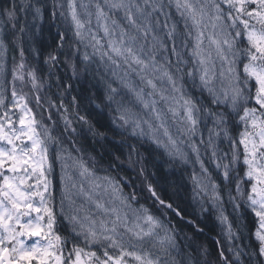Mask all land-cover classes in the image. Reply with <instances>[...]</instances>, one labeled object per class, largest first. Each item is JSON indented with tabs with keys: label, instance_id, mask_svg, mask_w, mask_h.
Listing matches in <instances>:
<instances>
[{
	"label": "snow or ice",
	"instance_id": "obj_1",
	"mask_svg": "<svg viewBox=\"0 0 264 264\" xmlns=\"http://www.w3.org/2000/svg\"><path fill=\"white\" fill-rule=\"evenodd\" d=\"M173 3L183 20L184 32L175 23L167 22L168 13L164 9ZM79 7L87 19L79 17L75 0H68L76 36L84 39L81 30L94 16L103 29L102 38L93 35L89 41L94 54H99L105 73L119 80L135 102L125 103L124 97L117 101L120 92L113 87L114 81L105 80L107 98L117 104L118 127L125 130L130 127L132 135H150L170 157L186 163L187 154L177 147L179 136L185 137L201 169V175L193 174L196 185L193 199L200 198L201 213L209 210L204 204L210 201L220 212L221 223H226L225 194L234 211L251 210L258 218L255 232L258 255L264 257V0H168L167 4L163 0H89ZM40 11L32 0H19V3L13 0L10 7L0 9V32L4 30L3 24L10 23L12 42H20L27 30L28 13L32 12L35 18ZM115 13H122V18H114ZM160 15L165 16L163 22ZM158 28L167 29L164 38L158 35ZM189 40L194 42L190 58L185 59L182 50L189 47ZM6 51L5 39L0 38V73L4 71L2 60ZM169 52L175 60L166 55ZM20 57L21 63L13 68V80L23 81L22 47ZM83 59L91 62L87 54ZM56 60L49 53L46 63L54 64ZM76 68L74 65V74ZM83 71H89L88 64ZM120 71L123 76H119ZM28 76L35 87V72H29ZM131 76L138 77L145 87L137 89L126 79ZM189 84L191 90H186ZM195 90L199 91V98ZM11 96L12 108H20L25 115L31 113L25 97L18 96L15 87ZM161 104L165 107H159ZM4 105L5 100L0 96V107ZM169 116L176 126L177 137L170 132ZM203 116L212 118L213 127L209 129L207 142L201 136L197 143L194 138ZM78 119L88 123L84 116ZM65 123L67 130L71 121L66 117ZM19 124L17 130L9 111L0 115V264H33V261L37 264H210L208 250L203 246L199 251L203 260L182 253L178 243L181 232L171 219L164 217L174 214L183 220L184 213L161 198L151 183L147 190L159 205L160 215L140 204L134 192L125 195L120 181L109 175H96L80 159L74 161L81 178L79 184L72 182L71 176H65L71 188L77 189L75 195L83 197V201L77 205L65 184L61 215L69 223L74 240L82 241L84 246L73 242L65 255L64 247L69 239L54 231L57 216L47 176L51 165L46 141L54 138L46 128L42 137L34 118L25 124L21 116ZM230 127L238 131V137L231 135ZM161 133L164 139L160 138ZM221 137L228 141V150L218 155L215 140ZM205 143L212 148L211 159L219 173L216 179L200 158L199 145ZM241 155L246 166L243 175L236 167ZM244 183L250 184V190H242ZM65 200L72 208L67 213ZM185 223L202 231L191 220ZM227 232L235 240L231 223H227ZM183 235L184 239H190L186 233ZM25 236L43 237L46 243L29 247L22 239ZM93 247L100 250V255L90 250ZM228 250L232 257L220 253L224 264H244L243 251L238 247Z\"/></svg>",
	"mask_w": 264,
	"mask_h": 264
},
{
	"label": "trees",
	"instance_id": "obj_2",
	"mask_svg": "<svg viewBox=\"0 0 264 264\" xmlns=\"http://www.w3.org/2000/svg\"><path fill=\"white\" fill-rule=\"evenodd\" d=\"M75 2L78 15L86 17V13L79 5L81 3L88 4L89 0H75ZM93 2H97V0H93ZM163 2L167 4L168 0H163ZM12 3L13 0H0V9L10 7ZM16 3H19V0H16ZM32 3L41 9L40 15L34 18L32 12L28 13L26 18L27 30L22 35L20 42H12V27L10 23L2 25L4 30L0 32V35L5 39L7 46L5 60L7 59V64L9 65L10 57L8 52L10 48L16 51V49H21L22 47L29 62L38 64L40 74L46 75L52 66L51 63H46L49 53L57 57L50 71L51 85L48 91L56 101L63 104L67 109L76 128V137L79 144L94 151L106 164V168L95 171L96 175L101 177L109 175L120 181L125 195L131 194V189L136 188L143 195L150 196L147 185L151 183L161 198L173 203L174 207L181 209L184 213L183 220L174 214H169L164 218L171 219L183 234L186 233L190 237V239H186L189 249L184 248V244H182L180 239L178 241L183 254L191 255L197 260H203L204 257L199 255L200 248L203 246L208 250L207 259L210 264H224L220 253L224 252L225 256L232 257L233 253L228 249L230 247H238L245 254L242 257L244 264H261V261H264V257L258 255L259 241L255 236V232L258 229V218L254 216L251 210L245 208L240 211H234L232 205L226 202L227 196L225 194L223 214L227 217L226 223H221L219 219L220 212L213 208L210 201L204 204V207L209 210L201 213L200 198L193 199L194 189L196 188L193 174L201 175V169L185 137L179 136L177 147L187 154L188 160L186 163L170 157L163 147L157 146L150 138V135H132L130 127L127 130L118 127L119 121L116 119L118 116L116 112L117 104L108 100L109 93L105 80L114 81L113 87H116L120 92V95L116 97L117 101L124 97L125 103L134 104L135 102L131 94L127 93V90L120 85L119 80L112 77L110 73H105L99 54H94V49L89 42L91 36L103 37V29L97 25L95 17L91 18V23L88 24L87 29L83 30L84 39L81 40L75 34L76 27L68 9V0H32ZM164 12L168 13L167 22L169 25L175 23L179 31H186L183 20L176 11L174 3L171 7H166ZM122 15V13H115L114 18L119 20ZM159 19L163 22L165 16L160 15ZM166 31L167 29L163 28L157 29L161 38H164ZM61 35L64 38L63 41L61 40ZM193 42L189 40V47L182 50L185 59L190 58ZM168 43L169 47H171V42ZM205 46H207V41H205ZM85 54L91 57V62L84 61L83 57ZM166 55L175 60V57L171 56L170 52L166 53ZM85 64H88L89 71L87 72L83 71ZM74 65L77 68L80 67L78 72L82 71V74L77 72V68L74 74ZM6 72L5 61L3 75ZM123 75L124 73L120 71L119 76ZM126 79H130L137 89L145 87L140 83L138 77L131 76ZM148 90L145 88V91ZM186 90H191L190 84ZM195 95L198 98L200 97L198 90H195ZM1 96L3 98L6 97L5 89L1 91ZM159 107L164 108L165 106L161 104ZM135 108L139 109V105H135ZM223 108L224 106L222 105L221 110ZM140 111L141 115H144L143 110ZM79 116H84L88 123L79 120ZM201 119L202 122L198 125V131L194 138L197 143L201 136L207 142L209 129L213 127L211 117L203 116ZM114 120H116L115 123ZM167 123L170 132L174 137H177L176 126L170 116L167 118ZM242 127L241 125L240 131L243 130ZM145 130L147 132L146 126ZM229 131L234 138L238 137V131L235 128L230 127ZM160 138L164 139L162 133ZM215 143L218 155L228 150V141L223 140L222 137L215 140ZM199 148L201 160L204 161V165L212 174L213 179H216L219 173L211 159L212 148L207 143L200 144ZM116 157H119V159H116ZM69 162L72 163L71 161ZM224 162L227 163V160ZM244 166L242 161H239L236 166L241 175L244 173ZM70 167L73 168V175L80 182L79 173H75L76 170L78 171L77 167L73 164ZM141 168H143V172H141ZM123 179L129 181L130 185L123 182ZM249 186L244 183L241 188L248 191L250 189ZM137 198L140 204L150 208L154 214L160 215L157 210L159 208L158 204L147 199H140L138 196ZM82 201H77V205ZM188 220L193 221L202 231H196L192 226L187 225L185 221ZM227 223L233 225L235 240L228 236ZM60 224L63 228V237L69 239V243L64 247L66 255L73 242L78 243L81 247L84 246L82 241L74 240L69 223L64 219V216L61 217ZM90 250L97 251V254L100 255L98 248L93 247ZM249 253L252 255L249 256ZM132 264H135V262H132Z\"/></svg>",
	"mask_w": 264,
	"mask_h": 264
},
{
	"label": "rangeland",
	"instance_id": "obj_3",
	"mask_svg": "<svg viewBox=\"0 0 264 264\" xmlns=\"http://www.w3.org/2000/svg\"><path fill=\"white\" fill-rule=\"evenodd\" d=\"M83 16H85V15L83 14ZM79 17L82 20L87 19L86 17H82V16H79ZM95 22H96V20H95ZM87 27H88V24H85V28L82 29L81 32L84 33L83 30H86ZM0 38H2L1 35H0ZM8 54H9V57H10L9 65L7 64V59L5 60L6 53H4L3 60H2L3 66H4L5 61H6L7 72H6L5 75H3V73H0V96H1V91H3L5 89V91L8 94L9 100L7 102H5V105L3 107H0V115H2L4 111H9V114H10V116H11L13 122H14V127L17 130L20 128L19 118L21 116H24L25 124H27L29 119L31 118L30 115H25L23 112H21L20 108H12L13 100H12L11 92L13 90V87H15V89L17 91V94H19L18 96H20V93H22L30 103L34 104L35 109H36V110L34 109L35 113H36V119L38 117H40L42 119V123L41 124L39 123L38 120H36V125H35L37 131L41 134V136L43 137L45 128L49 132L48 127H46V126H48V124H54L58 128L59 133H64V134H60V136L61 137H65L68 140V137L69 136L71 137L73 135V133H72L73 129H74L73 128V123L71 121L70 126H67V130H66V123H65L64 116L62 114L55 116L56 111H52L51 108H50V104H47V103L44 102V96H45L46 92L48 93V89H49V85H48V81L49 80L46 79V77H41L39 75L38 64H35V63L31 64V62H29L27 56L24 53L23 63L25 64V69H24L23 75L25 76V79L23 81L18 80V79L17 80H13V68L16 65H18L19 63H21L20 49H16V51H14L13 48H10ZM79 68L80 67L77 68V72H78ZM33 71L35 72V76H36V86L35 87H33V83L31 81L30 77L28 76V73L29 72H33ZM81 72L82 71H80L78 73L82 74ZM2 78L5 79V84H4V80ZM3 85H4V87H3ZM47 98H48V102L53 104L54 107L57 110L58 109V102L53 101L51 99V97L48 96V95H47ZM21 106H23V105H21ZM37 114H38V116H37ZM25 142L26 143H30L26 139H25ZM17 143H19V141H17ZM53 143H54L53 140L51 142L46 141V146L48 147V164L51 165V163L53 162V164L51 165V170L52 171H54L55 167H57L58 165H61L62 164V160L65 158L64 155H62V154L59 155V153H57L55 155L56 156V158H55V156L50 151L51 150L50 147L52 146ZM74 144H75V142H72V146L73 147H74ZM49 145H50V147H49ZM73 147H71L72 151H73ZM78 149L80 151L79 154L81 156H83V157L88 156V158H89L88 164H90V166H92V167H94L96 169L97 168H101L103 166L102 163L100 161H98V160L93 162V158L91 157V153L88 152L86 149L85 150H83L82 148H78ZM89 151H91V150H89ZM240 151L242 152V148L240 149ZM79 154L77 152V157H76L75 154H72V155L75 158H80ZM93 154H95V153H93ZM57 155H58V157H62L63 159L58 158ZM69 155H71V154H69ZM95 155L98 157L97 154H95ZM240 161H243L242 155H241ZM72 164L75 166L74 162ZM70 165L71 164H70L69 161L65 164L66 167H69ZM45 167L47 168V165H45ZM76 171H75V173H78V171L77 172ZM244 171H246V166H244ZM62 174H63V176H65V174L67 176H71L72 180L75 178V175H73V170H70L69 168H66L65 171H62ZM47 176H48V179L51 181V184L53 185L52 177H50L49 172H47ZM65 178H66V176H65ZM76 183H77V181H76ZM65 184H67L69 189H70V186L68 184V180L67 179L64 180V182L62 184V186H63L62 189L64 188ZM247 184L250 185L249 183H247ZM52 188L53 187H51V185H50V191H51V194H52V196L54 198L53 201H52L54 209H55L54 211L56 213L57 210H58V215L63 216V215H61V199H62V196L61 195H57L56 196V192L53 191ZM59 193L63 194V191L59 192ZM138 193L141 194V192H139V191H138ZM138 193H135V194L138 195ZM149 195L150 196H147V197H151V194H149ZM142 196H145V195L142 194ZM35 215L36 214L33 213V216H35Z\"/></svg>",
	"mask_w": 264,
	"mask_h": 264
},
{
	"label": "flooded vegetation",
	"instance_id": "obj_4",
	"mask_svg": "<svg viewBox=\"0 0 264 264\" xmlns=\"http://www.w3.org/2000/svg\"><path fill=\"white\" fill-rule=\"evenodd\" d=\"M34 217V216H33Z\"/></svg>",
	"mask_w": 264,
	"mask_h": 264
}]
</instances>
